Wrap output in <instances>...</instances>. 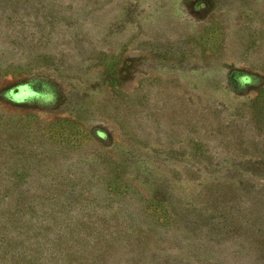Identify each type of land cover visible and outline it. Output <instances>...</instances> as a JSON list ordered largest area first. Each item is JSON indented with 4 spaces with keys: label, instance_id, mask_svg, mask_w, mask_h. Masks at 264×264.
Returning <instances> with one entry per match:
<instances>
[{
    "label": "rangeland",
    "instance_id": "1",
    "mask_svg": "<svg viewBox=\"0 0 264 264\" xmlns=\"http://www.w3.org/2000/svg\"><path fill=\"white\" fill-rule=\"evenodd\" d=\"M0 264H264V0H0Z\"/></svg>",
    "mask_w": 264,
    "mask_h": 264
}]
</instances>
